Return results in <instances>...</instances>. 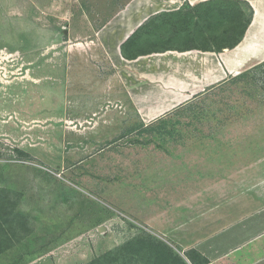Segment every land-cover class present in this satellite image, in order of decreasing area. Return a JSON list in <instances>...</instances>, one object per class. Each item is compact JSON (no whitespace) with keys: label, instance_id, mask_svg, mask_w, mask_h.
I'll use <instances>...</instances> for the list:
<instances>
[{"label":"rangeland","instance_id":"1","mask_svg":"<svg viewBox=\"0 0 264 264\" xmlns=\"http://www.w3.org/2000/svg\"><path fill=\"white\" fill-rule=\"evenodd\" d=\"M101 3L0 0V192L17 230L0 264H86L142 232L183 259L199 236L264 264V69L142 121L86 46Z\"/></svg>","mask_w":264,"mask_h":264},{"label":"crops","instance_id":"2","mask_svg":"<svg viewBox=\"0 0 264 264\" xmlns=\"http://www.w3.org/2000/svg\"><path fill=\"white\" fill-rule=\"evenodd\" d=\"M90 1L112 14L86 15L88 23L102 25L93 28L86 46L101 49L142 121L169 114L264 62V0ZM182 36L189 42L161 45ZM200 240L188 248L207 264L241 262L225 251L207 252Z\"/></svg>","mask_w":264,"mask_h":264},{"label":"trees","instance_id":"3","mask_svg":"<svg viewBox=\"0 0 264 264\" xmlns=\"http://www.w3.org/2000/svg\"><path fill=\"white\" fill-rule=\"evenodd\" d=\"M249 23L250 20L244 22L243 33ZM258 69H264V62L238 77ZM3 204L4 195L0 192V254L10 249L11 237L15 236L17 231L12 228L10 230L11 233H9L7 229H4V226L8 224V214L10 213L3 210ZM12 222L14 221L12 220ZM185 258L183 259L179 254L175 253L164 242L148 233L142 232L120 247L98 256L86 264H207V260L194 250L186 253Z\"/></svg>","mask_w":264,"mask_h":264}]
</instances>
